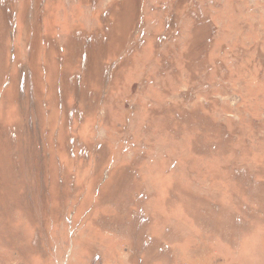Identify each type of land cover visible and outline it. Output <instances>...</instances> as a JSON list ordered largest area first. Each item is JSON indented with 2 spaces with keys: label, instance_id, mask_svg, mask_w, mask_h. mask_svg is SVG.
Instances as JSON below:
<instances>
[{
  "label": "rangeland",
  "instance_id": "374dc122",
  "mask_svg": "<svg viewBox=\"0 0 264 264\" xmlns=\"http://www.w3.org/2000/svg\"><path fill=\"white\" fill-rule=\"evenodd\" d=\"M0 264H264V0H0Z\"/></svg>",
  "mask_w": 264,
  "mask_h": 264
},
{
  "label": "bare ground",
  "instance_id": "6f19581e",
  "mask_svg": "<svg viewBox=\"0 0 264 264\" xmlns=\"http://www.w3.org/2000/svg\"><path fill=\"white\" fill-rule=\"evenodd\" d=\"M19 22V21H18ZM214 258V257H213Z\"/></svg>",
  "mask_w": 264,
  "mask_h": 264
}]
</instances>
